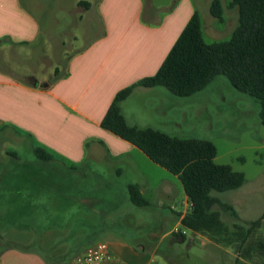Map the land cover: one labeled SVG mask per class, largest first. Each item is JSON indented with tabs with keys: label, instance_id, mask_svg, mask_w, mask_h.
Wrapping results in <instances>:
<instances>
[{
	"label": "crops",
	"instance_id": "obj_1",
	"mask_svg": "<svg viewBox=\"0 0 264 264\" xmlns=\"http://www.w3.org/2000/svg\"><path fill=\"white\" fill-rule=\"evenodd\" d=\"M36 1L41 0H0V50L3 44L10 43L26 51L34 49L42 30L40 15L34 12ZM195 8L192 0H178L174 9L160 17L156 9L146 7L144 0H100V30L85 47L69 56L61 76L50 85H29L0 66V139L19 142L35 155L36 147L50 154L52 159L48 161L36 158L42 161L40 167L47 162L59 175L53 190L58 197L51 199L53 210L63 206L68 219L73 215L83 217L86 221L76 224L79 228H101L97 233L87 228L89 235L85 238L62 235L57 244L38 238L35 247H7L3 264H14V260L21 264H63L98 242H106L112 255L125 264H154V253L161 244L147 249L140 239H135L139 243L128 241L113 227L140 226L145 221L155 227H168L169 223L174 229L165 232L162 239L181 231L178 227L184 226L183 218L190 213L191 202L178 175L104 128L101 122L120 90L158 71ZM42 57L45 58L41 55L39 63ZM21 59L20 65L27 68ZM192 95L178 96L163 86H136L120 103V109L130 125L187 138L194 130L189 122ZM5 152L18 156L14 150ZM8 177L12 179L11 202H17L15 207L20 212L33 211V215L27 214L30 217L35 216L36 195L49 194V185L58 178L44 170L28 169L3 172L2 178ZM21 179L26 185L23 182L21 186ZM131 184L138 185L149 204L132 202ZM178 194L180 199L176 198ZM115 197L118 203L126 199L131 209H121L122 214L115 215ZM38 203H43L46 210L45 196L44 202L39 199ZM68 207L72 208L71 214ZM90 218L98 223L91 224ZM186 228L210 238L209 233ZM183 233L184 239L175 234L173 242L185 241L187 234ZM196 239L192 237L191 244ZM258 240L251 235L243 244L234 242V250L225 252L234 258L228 264H235L236 259L263 264L259 259L261 249L255 246Z\"/></svg>",
	"mask_w": 264,
	"mask_h": 264
},
{
	"label": "rangeland",
	"instance_id": "obj_2",
	"mask_svg": "<svg viewBox=\"0 0 264 264\" xmlns=\"http://www.w3.org/2000/svg\"><path fill=\"white\" fill-rule=\"evenodd\" d=\"M79 1H88L91 5L86 8ZM222 1L225 5L224 22H220L211 14L212 0H192L200 14L203 35L207 42L230 39L238 25V10L235 8L236 12H232L226 7L228 0ZM99 2L100 0L36 1L34 12L40 15L39 22L42 29L40 39L30 51L19 45L3 44L6 48L1 46L0 66L13 71L29 85L35 83L41 87L50 85L56 78L55 68L58 67L60 72H63L69 56L85 47L100 30ZM144 2L147 8L156 9L161 17L174 9L178 0H144ZM41 47L42 51H40ZM56 49H59L58 53ZM41 55L45 58H41L40 64ZM21 58H24L27 68L20 65ZM26 69L28 72L24 73ZM189 109L191 113L189 122L194 125V130L188 135L213 141L218 149L215 161L229 164L234 170L245 175V182L241 187L224 192H212L222 202L232 205L239 217H232L226 209L216 207L212 210L220 211V217L224 222L221 228L210 232L208 234L210 238H207L195 235L186 227L180 226L178 228L187 234V239L178 243L173 242L174 234L161 238L165 232L174 229L169 223L168 227H155L150 221L142 222L140 226L115 225L113 231L134 243H139L135 242V239H140L147 249H153L161 244L154 253V264H228L234 258L225 252L234 250V235L245 232L249 223L260 218L264 212V124L260 122L259 117L260 102L249 94L237 90L228 77L221 74L190 97ZM10 150L16 151L18 156L6 155L5 151ZM41 162L25 145L0 139V264L5 261L2 255L6 253L7 247L16 250L35 247L38 238L57 244L62 235L85 238L89 235L87 228H90L91 233H97L96 230L101 229L97 226L77 227L86 220L79 216L75 218L74 215L68 219L63 206H60L61 210L59 208L53 210L51 199L58 197L53 194V190L59 182V175L52 167H48L47 162H43L45 166L40 167ZM50 166L53 165L50 163ZM26 169L42 172L44 170L58 177L49 185V194L44 195L48 204L46 210L43 203H38L39 199L44 202V196L36 195L34 217L27 215L30 213L33 215V211H18V207H15L17 202H11L9 187L12 179L2 178L3 172ZM20 181L21 186L23 182L26 185L25 179ZM179 195L176 198L180 199ZM115 201L117 202L116 197ZM117 203L114 205L115 215L131 209L126 199ZM67 211L71 214L72 208L68 207ZM90 223L96 224L98 221L92 222L91 219ZM252 233L253 237L264 242V221ZM192 237L197 238L195 244H191ZM178 239L180 240L179 237ZM207 252H216V254L209 256ZM259 253V259L264 264V250ZM21 263L14 260V264Z\"/></svg>",
	"mask_w": 264,
	"mask_h": 264
},
{
	"label": "trees",
	"instance_id": "obj_3",
	"mask_svg": "<svg viewBox=\"0 0 264 264\" xmlns=\"http://www.w3.org/2000/svg\"><path fill=\"white\" fill-rule=\"evenodd\" d=\"M79 3L86 8L91 5L88 1ZM224 6L222 0H212L210 5L211 14L220 22L225 21ZM226 7L238 10V25L230 39L207 42L200 14L195 9L158 71L120 90L101 122L104 128L131 142L154 162L178 175L191 202V211L183 218V225L204 233L224 225L220 211L212 210L214 207L239 217L232 205L222 202L212 192L241 187L245 182L244 173L229 164L217 163L218 149L210 139L172 136L158 129L130 125L121 112L120 103L136 86H163L175 95L190 96L223 74L237 90L260 102L259 117L264 124V0H228ZM60 76V68L56 67L55 80ZM35 153L41 160L52 159L40 147L35 148ZM129 194L133 203L149 204L138 185H129ZM263 221L264 212L249 223L245 232L234 235V242L245 243ZM175 234L185 238L181 231ZM255 246L262 252L264 242L258 240ZM235 264L247 263L236 259Z\"/></svg>",
	"mask_w": 264,
	"mask_h": 264
},
{
	"label": "built area",
	"instance_id": "obj_4",
	"mask_svg": "<svg viewBox=\"0 0 264 264\" xmlns=\"http://www.w3.org/2000/svg\"><path fill=\"white\" fill-rule=\"evenodd\" d=\"M63 264H125L116 259L106 242H98L88 247L82 254L68 259Z\"/></svg>",
	"mask_w": 264,
	"mask_h": 264
}]
</instances>
